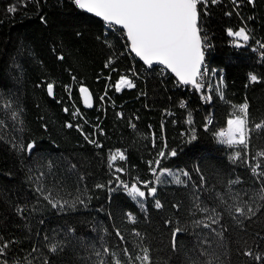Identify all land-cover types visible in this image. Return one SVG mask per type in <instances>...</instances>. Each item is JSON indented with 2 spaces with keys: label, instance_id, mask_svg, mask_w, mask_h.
Masks as SVG:
<instances>
[{
  "label": "trees",
  "instance_id": "trees-1",
  "mask_svg": "<svg viewBox=\"0 0 264 264\" xmlns=\"http://www.w3.org/2000/svg\"><path fill=\"white\" fill-rule=\"evenodd\" d=\"M198 10L201 34L212 44L205 65L217 74L204 80L205 104L173 76L148 74L117 91L122 72L133 79L145 66L127 52L123 31L74 0H0V264H140L142 248L151 264H264V201L254 199L264 187V127L255 128L264 124V0H218ZM241 28L247 41L228 34ZM81 87L92 95L90 109ZM73 103L101 126V147L76 129ZM245 103L248 148L220 143L216 133ZM114 150L126 157L117 163L123 171L110 163ZM154 170L180 172L182 183L164 178L154 196H129L121 182L153 187ZM243 202L259 207L251 219L231 207Z\"/></svg>",
  "mask_w": 264,
  "mask_h": 264
},
{
  "label": "snow or ice",
  "instance_id": "snow-or-ice-1",
  "mask_svg": "<svg viewBox=\"0 0 264 264\" xmlns=\"http://www.w3.org/2000/svg\"><path fill=\"white\" fill-rule=\"evenodd\" d=\"M209 2L215 4L218 0H74L78 8L94 13L109 25H119L126 30L131 51L139 56L145 64L150 67L154 64L162 65L170 69L184 85H192L197 89L202 86L200 80L208 72L205 65L206 37L202 38L201 28L198 26L201 14L198 9L206 8ZM8 11L14 12L16 8L14 6L9 7ZM228 34L241 37L244 41L249 39L243 28L235 33L229 30ZM261 47H264V45H261ZM249 78L253 82L257 80L255 74H249ZM121 85L129 88L135 86L131 80L125 77H121L116 84L117 91L120 90ZM80 91L84 93V103L91 107V94L88 89L81 87ZM48 92L52 94V84L48 85ZM238 112L240 115H234V118H229L227 127L218 131L216 135L220 143L229 147L242 146L246 150L251 131L248 127L247 103L238 106ZM68 127H72V125L69 124ZM261 127H264V124L255 125L257 129ZM191 138L193 140L196 139L194 133ZM97 146L99 147L100 145ZM33 147L34 144L30 143L27 145V150L30 151ZM159 155L163 157L164 153L161 152ZM171 155L176 156L177 153L172 151ZM260 155L264 156V152H261ZM240 157L241 152L237 151L233 159H239ZM117 158L120 160L126 159L124 153L120 151L110 155L111 161H116ZM159 163L160 161L157 160V166H159ZM259 167L260 165L257 164L253 171L255 172ZM117 171H123V169H117ZM166 171L167 169L162 170L161 174ZM184 174L187 175V173ZM259 175L264 176V171H261ZM121 183L133 199L146 196V192L141 190V187H138L137 184L129 186L126 183ZM142 183L148 194L153 196L156 194V187H148L151 183L150 181ZM230 183H237V181H231ZM97 187H102V185H97ZM234 199H238V197H234ZM254 199L264 201V187L261 188ZM53 206L56 205L54 204ZM156 207H161L158 200L156 201ZM231 207L234 208L235 213L247 219H251L259 211V207L254 208L248 202L238 203ZM130 219L134 220L131 216ZM212 222L216 223L217 221L213 220ZM206 227H210V225H206ZM175 231L178 233L180 229L177 228ZM117 235L119 236L120 233L117 232ZM120 238L123 239L122 236ZM4 247H7V245H4ZM52 250L55 251V247ZM123 251L127 256V261L131 262L132 257L128 255V250L125 248ZM141 251L143 255L137 256L136 260L140 261V264H151L148 249L142 248ZM105 252H107V249H105ZM0 254H3L2 247H0ZM96 254L97 256L100 255L99 252ZM246 254L249 256L253 255L251 252ZM112 255L116 256V253H112ZM255 259L259 260L261 257L256 256ZM3 264H7V262L5 261ZM100 264H105V262L101 260ZM114 264H127V262L116 258ZM208 264H212V262L209 261Z\"/></svg>",
  "mask_w": 264,
  "mask_h": 264
},
{
  "label": "built area",
  "instance_id": "built-area-1",
  "mask_svg": "<svg viewBox=\"0 0 264 264\" xmlns=\"http://www.w3.org/2000/svg\"><path fill=\"white\" fill-rule=\"evenodd\" d=\"M230 2H232V3H236L238 0H229ZM247 34V33H246ZM202 35V34H201ZM121 38H124V37H126V34H125V36H120ZM202 38H205V36L204 35H202ZM126 39H127V37H126ZM240 44V43H239ZM261 45H264V44H258V47L260 48V50H264V47H261ZM227 46H229V47H231V48H235V51H239V48L241 47L240 45H237L235 42H234V40H230L228 43H227ZM205 47H207V56L209 55V53H210V51H211V48H212V44H211V41H209L207 38H206V42H205ZM260 50H257V49H255L254 50V48H253V51H252V53L253 54H258V52L260 51ZM206 56V57H207ZM111 61V62H110ZM108 63H107V66H106V69H108L109 71H111L112 72V70H110V68L113 66V64H114V60H110ZM141 73V72H140ZM140 73H137V72H135L133 75H134V77H133V79H129V80H131L132 81V83L135 85L134 87H131V88H135L136 87V85L138 84V81H140L142 78H145L146 77V75H148V74H154V75H156V76H159V77H161V78H163V79H169L168 77H166V74H165V72H163V70H156V69H145V67H144V69L142 70V74H140ZM125 75H124V73L122 72L121 74H120V78L121 77H124ZM127 77V76H126ZM107 82H108V84H109V81H110V76H107ZM251 81V80H250ZM200 83H201V87L199 88V89H197L196 87H194V86H190L189 88H192V89H195L202 97H201V103L202 104H205V102L208 100V98H207V94H206V86L208 85V84H205L204 83V76H203V78L200 80ZM251 83H254L253 81H251ZM112 88V87H111ZM186 89V87L185 86H183V89L182 90H185ZM67 90L70 92V96L72 95V87H68L67 88ZM181 90V89H180ZM105 97L106 98H109V96H108V94H107V91L102 95V97L101 98H103V99H101V102H102V106L104 107V99H105ZM180 107L182 108L183 107V105L182 104H180ZM72 108H73V110H72V113H73V121L75 122V127H76V129L82 134V136L89 142V143H91L92 145H100L99 147H101V144L98 142V140H97V135H98V132H103L102 130H101V126L100 125H98V126H94V125H92L86 118H85V116L83 115V113L81 112V110L79 109V107L77 106V105H75L74 103H73V105H72ZM99 108H101V105L99 106ZM105 110V109H104ZM168 114V116H170L171 114L170 113H168V112H166V111H164V115L165 114ZM212 124V118H210V120H209V125H211ZM134 126V125H133ZM133 129L135 128V127H132ZM87 137V138H86ZM90 141H94V142H90ZM98 147V146H97ZM117 151H120V152H122L121 150H114V151H112L111 152V154H114V153H116ZM120 161V159L119 158H117V160L116 161H110V163L113 165V166H116L115 168L116 169H118L117 168V163Z\"/></svg>",
  "mask_w": 264,
  "mask_h": 264
},
{
  "label": "water",
  "instance_id": "water-1",
  "mask_svg": "<svg viewBox=\"0 0 264 264\" xmlns=\"http://www.w3.org/2000/svg\"><path fill=\"white\" fill-rule=\"evenodd\" d=\"M82 10V9H81ZM82 11H84L85 13H87V14H89V15H91V16H94V17H96V18H98V19H100V20H102L106 25H108V26H113V27H116V28H119L120 30H122L125 34H126V30H124V29H122V27L121 26H119V25H109V24H107V22H105L101 17H97L94 13H89V12H87L86 10H82ZM198 24H199V21H198ZM127 37V36H126ZM127 41H128V44H129V48H130V41L127 39ZM130 52L132 53V55L143 65V66H145V67H148V68H156V67H164V66H162V65H159V64H154L153 66H148L147 64H145L144 63V61L139 57V56H137L134 52H132L131 51V48H130ZM168 72H170L171 73V75L174 77V79L177 81V82H179L181 85H183V86H185V87H190V86H192V85H184L182 82H180V80H179V78L178 77H176L175 76V74L174 73H172L171 72V70L170 69H167L166 67H164ZM88 92H89V90H88ZM90 93V92H89ZM91 94V93H90ZM81 98H82V103H83V105H84V107H86V108H88V109H90L91 107H88L85 103H84V93H82L81 92ZM91 104L93 105V98H92V95H91Z\"/></svg>",
  "mask_w": 264,
  "mask_h": 264
},
{
  "label": "bare ground",
  "instance_id": "bare-ground-1",
  "mask_svg": "<svg viewBox=\"0 0 264 264\" xmlns=\"http://www.w3.org/2000/svg\"><path fill=\"white\" fill-rule=\"evenodd\" d=\"M107 27L110 28L113 31H116L117 33L122 32V30H120L119 28H116V27H113V26H108V25H107ZM129 51H130V48L127 49V52H129ZM206 52H207V47H205V61L209 59V57L207 56ZM146 68H148V67H146ZM148 69L163 70V72H165V74H166V77L170 78L172 76L171 73L168 72L164 67H156V68H148ZM223 75H224V72L222 71L220 73L221 78H223ZM204 80L206 82H208V80L209 81L217 80V74H215L214 72L213 73L210 72V70L208 69L207 75L204 76Z\"/></svg>",
  "mask_w": 264,
  "mask_h": 264
},
{
  "label": "rangeland",
  "instance_id": "rangeland-1",
  "mask_svg": "<svg viewBox=\"0 0 264 264\" xmlns=\"http://www.w3.org/2000/svg\"><path fill=\"white\" fill-rule=\"evenodd\" d=\"M234 37H237V36H234ZM240 39H242V38L240 37ZM224 145H226V144H224ZM155 176L158 177V179L156 178V184H155L154 187H156V185H157V183H158L159 180H163L164 178L166 180H168L169 182H172V183H182V180H183V176L184 175L182 173H180V172L174 171V172H168L165 176L164 175L160 176V174H158V173ZM177 181H180V182H177ZM137 186L138 187H141V190H144L146 192V195L148 194L147 193V190L144 188V186H140V185H137ZM135 199H143V198L137 197Z\"/></svg>",
  "mask_w": 264,
  "mask_h": 264
},
{
  "label": "crops",
  "instance_id": "crops-1",
  "mask_svg": "<svg viewBox=\"0 0 264 264\" xmlns=\"http://www.w3.org/2000/svg\"><path fill=\"white\" fill-rule=\"evenodd\" d=\"M233 37L235 36V35H232ZM235 39H237L238 41H242L243 39H240V37H234Z\"/></svg>",
  "mask_w": 264,
  "mask_h": 264
}]
</instances>
